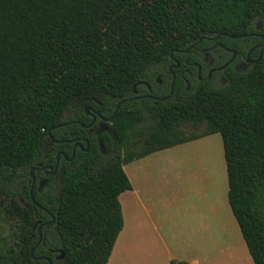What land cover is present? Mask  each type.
I'll use <instances>...</instances> for the list:
<instances>
[{"label":"trees","instance_id":"obj_1","mask_svg":"<svg viewBox=\"0 0 264 264\" xmlns=\"http://www.w3.org/2000/svg\"><path fill=\"white\" fill-rule=\"evenodd\" d=\"M264 19V0H0V264H107L124 226L120 195L132 189L124 165L219 133L228 201L254 264H264V66L228 70L161 106L131 101L114 114L118 153L95 152L68 168L49 203L30 168L44 159L67 110L132 95L208 36L240 35ZM153 127L130 145L147 117ZM194 126L193 130L185 128ZM205 126L203 131L199 129ZM43 228L39 243L37 225ZM65 257L55 260L59 251ZM170 264H191L172 260Z\"/></svg>","mask_w":264,"mask_h":264},{"label":"rangeland","instance_id":"obj_2","mask_svg":"<svg viewBox=\"0 0 264 264\" xmlns=\"http://www.w3.org/2000/svg\"><path fill=\"white\" fill-rule=\"evenodd\" d=\"M152 127L148 116L135 128L132 141L137 145ZM185 128L193 130L194 126L186 124ZM204 129L202 126L199 130ZM124 169L140 195L139 200L137 197L133 199L134 202H131L129 192L121 195L123 213L130 222L134 214L143 219V224L138 226L142 241L126 245L131 259L135 250L150 258L158 249L150 241L148 229L144 226L150 209L156 224L164 232L169 229L170 244L176 245L188 236L203 240L212 238L219 241L212 264H234L233 255L225 252V248L229 245L226 241L230 243L237 239L240 251L246 252L248 264H254L228 201L227 166L219 133L159 151L143 161L125 165ZM146 176H151L148 182ZM25 182L29 183L27 175ZM58 192L59 188L52 190L53 194Z\"/></svg>","mask_w":264,"mask_h":264},{"label":"flooded vegetation","instance_id":"obj_3","mask_svg":"<svg viewBox=\"0 0 264 264\" xmlns=\"http://www.w3.org/2000/svg\"><path fill=\"white\" fill-rule=\"evenodd\" d=\"M202 40L186 49L177 50L176 55L172 53V62L167 68L151 80L135 85L131 96L120 98L114 103L91 99L90 104L81 112L67 110L64 123L58 126L56 137H51L44 159L30 168V191L36 190L49 203L46 192L58 188L60 191L64 175L70 166L90 158L95 152H100L107 158L116 156L119 145L112 123L115 112L121 106L131 101L154 106L180 101L203 83L227 84L229 69L244 73L259 63L264 66L262 18L254 21L253 30L247 33L208 36L204 42ZM140 143L141 141L136 145L131 141L130 145L136 147ZM40 163L41 166L34 169L32 176L31 169ZM33 202L35 207L50 213L34 196ZM53 223L48 221L37 225L39 243L43 240V228Z\"/></svg>","mask_w":264,"mask_h":264},{"label":"crops","instance_id":"obj_4","mask_svg":"<svg viewBox=\"0 0 264 264\" xmlns=\"http://www.w3.org/2000/svg\"><path fill=\"white\" fill-rule=\"evenodd\" d=\"M147 157H144V158H147ZM144 158L136 159L132 162H135V161L140 162L141 160L143 161ZM146 177H147L146 181L148 182V179L151 178V176H146ZM126 192H129L128 194L132 195L131 202H134L133 199L135 197H137V199L139 200L140 191L136 186H134L133 183H132V189L122 192L121 195ZM121 206H122V203H121ZM122 212H123V206H122ZM148 212L149 213L145 217L147 221L145 220L144 226L145 228L148 229L147 232H148L150 241L153 243V245H155L158 248L156 249V252H155L156 254H154V256H151L150 258H145L146 256H143L142 254L139 255V252L135 250L134 251L135 254L133 253L134 255L133 259H131L132 256L128 255L127 253L128 248L126 247V245H128L130 242H133V241L134 243L139 242V240L142 241L141 239L143 237L139 234L138 226L139 224L140 226L141 224H143L142 222L143 219L139 218V216H136L134 214V217H133L134 219L130 218L131 219V222H130L127 216H125V214L123 213L124 226L118 235V238L116 240V243L112 251V254L107 264H167L168 262L170 264L172 260H185V261L190 262L191 264H212V260L215 257L214 255L217 249L216 246L219 243V241H216L214 239L212 240V238H209L208 240L206 239L203 240L201 237L199 239H194L188 236L186 240L178 241L176 245H172L170 244L171 242H168L169 229L166 228V231L164 232L156 224L154 219H152L153 216L150 213V209H148ZM226 243L229 245L225 248V252L229 251V254L231 256L233 255L231 258L235 259L234 264H248L249 263V259L246 255V252L240 251L238 247L237 239L230 243L226 241ZM221 252L222 250L219 253Z\"/></svg>","mask_w":264,"mask_h":264},{"label":"water","instance_id":"obj_5","mask_svg":"<svg viewBox=\"0 0 264 264\" xmlns=\"http://www.w3.org/2000/svg\"><path fill=\"white\" fill-rule=\"evenodd\" d=\"M172 55V54H171ZM117 110V109H116ZM41 166V163L39 164V166H34L32 169H31V175L33 176L34 175V169L35 168H39ZM30 194H31V197L33 199V192H32V189L30 191ZM54 222V218L50 221V223H53ZM40 240H41V236H40ZM65 257V252L63 250L59 251V254L58 256L56 257L57 260H60V259H63ZM38 260H42V259H46L48 261V264H54V261H52L49 257H46V256H41V257H38L36 258Z\"/></svg>","mask_w":264,"mask_h":264}]
</instances>
